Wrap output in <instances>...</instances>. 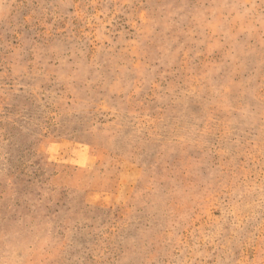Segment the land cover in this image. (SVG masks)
Segmentation results:
<instances>
[{"label":"rangeland","instance_id":"1","mask_svg":"<svg viewBox=\"0 0 264 264\" xmlns=\"http://www.w3.org/2000/svg\"><path fill=\"white\" fill-rule=\"evenodd\" d=\"M0 264H264V0H0Z\"/></svg>","mask_w":264,"mask_h":264}]
</instances>
